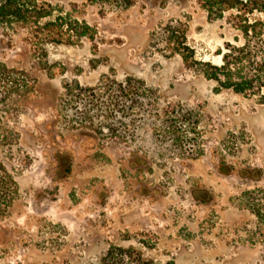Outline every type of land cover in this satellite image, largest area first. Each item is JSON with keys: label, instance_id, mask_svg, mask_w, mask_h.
I'll return each instance as SVG.
<instances>
[{"label": "rangeland", "instance_id": "1", "mask_svg": "<svg viewBox=\"0 0 264 264\" xmlns=\"http://www.w3.org/2000/svg\"><path fill=\"white\" fill-rule=\"evenodd\" d=\"M46 2L42 25L94 38L0 23L1 76L19 81L0 98L18 187L2 264H264V103L183 61L219 65L227 19L199 0Z\"/></svg>", "mask_w": 264, "mask_h": 264}, {"label": "trees", "instance_id": "2", "mask_svg": "<svg viewBox=\"0 0 264 264\" xmlns=\"http://www.w3.org/2000/svg\"><path fill=\"white\" fill-rule=\"evenodd\" d=\"M125 1L127 5L133 3V0ZM199 2L211 18L227 19L236 31V36L234 42L226 43L225 48L218 51L217 55L221 58L219 65L197 61L188 53L183 54L186 67H198L206 79L216 82L218 92L233 90L247 97H258L264 103V21L252 18L255 12L264 15V0H199ZM52 15L53 9L47 5L46 0H0V23L3 25L22 23L35 27L36 31L49 30V33L58 28L66 29V32L75 29L80 37L94 38L93 31L88 25L75 22V28L63 15L42 25V21ZM58 35L63 36L62 33ZM48 37L54 42L62 41L52 34ZM4 70L5 66L0 63V98L17 91L19 84L17 79L1 76ZM130 90V87L128 90L123 84L116 85V93L129 94ZM17 191L14 177L0 163V231L3 230L1 225L9 215Z\"/></svg>", "mask_w": 264, "mask_h": 264}]
</instances>
